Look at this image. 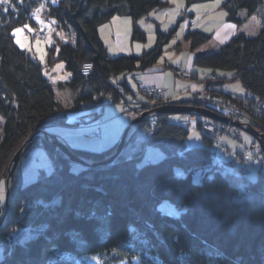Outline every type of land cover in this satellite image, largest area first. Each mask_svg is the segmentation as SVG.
I'll list each match as a JSON object with an SVG mask.
<instances>
[{"label": "trees", "instance_id": "1", "mask_svg": "<svg viewBox=\"0 0 264 264\" xmlns=\"http://www.w3.org/2000/svg\"><path fill=\"white\" fill-rule=\"evenodd\" d=\"M207 1L211 0L186 3ZM168 6L163 0H57L55 4L10 0L9 5H0V179L33 131L67 125L68 113L84 116L105 95L114 104L129 96L136 103L133 106L153 101L170 105L164 93L157 98L144 96L139 89V94L132 93L126 75L153 66L176 26L163 32L156 24L152 48L114 58L107 55L98 34L114 17H127L133 22L131 40L143 43L146 35L137 22ZM221 8L232 24L242 25L255 15L261 27L252 37L235 35L216 52L195 54L193 65L210 73L199 78L192 71L191 79L212 97L223 95L247 106L258 101L260 113L254 116L264 126V0H223ZM35 16L53 22V43L46 48L43 64L19 48L13 36L16 28L25 25L38 28ZM209 38L190 28L183 35L191 50ZM57 62L70 76L55 86L44 71ZM83 63L92 67L87 76L80 74ZM228 81L240 82L251 97L249 104L218 89ZM55 89H67L68 95L57 99ZM195 95L175 104L209 109L194 100ZM171 116L159 114L140 123L121 155L107 166L73 165L60 150L35 139L46 151L52 171L22 184L16 168L12 201L0 226V264H264V173L259 171L253 181L246 179L248 165L241 168L236 159L225 161L230 149L225 145V153L217 156L213 137L198 135L201 145L188 147L189 129L171 122ZM114 147L72 151L99 161ZM147 147L164 156L154 162L144 159ZM235 166V173L227 169ZM196 171L201 173L198 182L193 179ZM161 202L180 213L159 210ZM19 229L30 237L10 241L8 235Z\"/></svg>", "mask_w": 264, "mask_h": 264}, {"label": "rangeland", "instance_id": "2", "mask_svg": "<svg viewBox=\"0 0 264 264\" xmlns=\"http://www.w3.org/2000/svg\"><path fill=\"white\" fill-rule=\"evenodd\" d=\"M56 1L57 0H50L52 4H55ZM163 1L168 2L169 6L157 12H152L148 16L140 19L137 22V25L140 27V29L145 32L146 35L145 42L140 43V42H133L131 40L133 22L130 18L127 17H117L115 18V20H113L114 22L111 25L109 23L102 25L99 28L100 36L102 40L105 42L107 48L106 52L109 57L114 58L120 55L122 56L140 55L143 53V51L149 50L155 44V40H156L155 23H158L160 30L163 32H166L172 27L176 26L174 37L169 41L168 44L164 46L161 57L153 65V68H151V70L164 73L163 83H162L163 88L166 91L169 90L171 95L178 96L181 100L184 101H190L192 100V96H193L192 92L193 90H195L197 83L192 82L187 78H182L179 74H177L173 70V68H170L169 66L173 67L177 65L184 67L186 70L189 69L193 70V72H195L199 78L208 76L210 70L205 68H199L194 65L191 67L190 65L191 56L200 52L211 53L218 51L220 46L224 44L222 40L223 38H225L226 34L225 33L222 34V32L224 31V29H226L225 24L226 23L232 24V23L226 21V15H224L225 11L220 7L223 0H219V5L216 7H214L213 5L217 3V0L190 3V4H187L186 0H163ZM190 15L192 16L191 17L192 20L191 22H188V25L191 27V29L198 30L210 36L209 40L206 43L192 50L190 49L188 43L183 41V34L185 29L184 22L186 21L178 22L180 18L187 20V18H190ZM252 17L253 16L249 17L242 25L233 24L236 26L235 35L239 33H243L246 36L252 37L258 33L261 27V21L257 16H255L256 20H253ZM35 19L36 22L38 23V28L37 26L35 28H31V27L16 28L14 31H16L17 29H20V31L18 32L17 35L15 36L13 35V36H14V41L19 48H21L22 50H26L31 55V57L37 59L40 63L43 64L46 59V48L51 46L53 43V38H52L53 22L51 20L45 21L41 16H35ZM29 29L31 30L29 31ZM32 34H34L35 36L33 37ZM58 35L60 36V34ZM178 45H180L179 49L176 48ZM44 75L50 78L55 86L57 83L67 82L70 76L69 72L65 70L62 62H57L52 67L48 68V70H45ZM130 75H132V73H128L126 77ZM217 75L219 74L217 73ZM129 82L134 83L133 77L129 78ZM188 85L190 87H188ZM147 86H152V85H147ZM132 88L135 93L138 91L135 85H133ZM219 88H221L222 90H226L231 96L234 97V99L237 98V100H243L245 102L251 99L249 93H247L244 90V88L238 81L224 82V84L219 86ZM63 91L64 92H60V90L55 89V94L57 99H59L60 95L61 96L68 95L67 89H64ZM137 94H139V92H137ZM220 96H222L228 102L230 108L234 111L238 110L237 108H239V106L242 105V102L229 100L223 95ZM193 98H195V96ZM166 104L167 103L165 102L163 103V105ZM169 104H175V103H169ZM110 105H112V103ZM115 107L117 108L113 110L119 111L120 113L114 119L107 120L105 118H101V116L99 117V121H98L99 125L97 130L99 134L96 137H98L97 139L99 140L102 139L103 142L110 140L113 137V135L116 133V131L118 130L119 126L121 125L124 119L130 120L129 123L133 120L131 114L132 112L129 111L126 112L119 106H115ZM87 115L88 114H85L84 116ZM185 116H191V114L172 115L170 117V121L173 123H177L179 121V117H185ZM80 118L81 117H79V119ZM215 122L223 125L231 126V124L228 123L224 124L217 121ZM129 123H126L125 127H123L116 142L119 141L123 131L125 130V128ZM1 124H2V119L0 118V134H1ZM85 125L87 124H82L81 122L77 124V126H85ZM233 128H237V127H233ZM239 134L241 137V140L239 141L231 138H226V139L224 138L223 141L222 139H220V141H222L224 145H227L225 144L224 141H228V143L231 144V146H228L233 154L232 156H230L232 157L231 161H234L238 157L237 152L243 153L245 148L250 147V145L254 141V138L244 131H241ZM198 135L201 134H199L198 131L195 129V125H192L189 128V136L187 137L186 140L188 147L201 145L202 142L200 136ZM82 138L87 139L86 136ZM256 145L257 146L255 150L249 151L252 161L250 162V165L247 167L246 174H244V177L250 181H253L257 178L259 171L264 173V154L261 148L259 147V144ZM43 150L37 149V141H36L34 145L28 149V151L21 159L18 165L17 172L21 177L22 184H27L35 180V178H37L35 177V175L38 172H41L42 177L47 175V171L49 170L47 169L48 168L47 165L48 163L51 162L49 157L45 155L44 153L45 150L44 151ZM17 151L14 153L13 157L15 156ZM235 155H237L236 158ZM163 156L164 154L162 155L159 149L153 147H147L144 152V159L148 158L153 162L159 160ZM255 160H258V164L253 163ZM200 175L201 173L199 171H196L195 174L193 175L194 181L198 182L200 179ZM4 178L0 179V189H2V191H0V195H2V199H0V208H3L5 206V201H6V187H5ZM240 189L243 190V186H241ZM10 192H11V182H10ZM10 196L12 200V193L10 194ZM158 209L174 216L180 213L179 209H177L168 202H161L158 206ZM3 211L4 209H2L0 217L2 216ZM29 237L30 234L27 233V231L20 229L14 230L8 235L9 240L13 242L24 241ZM2 249H3V244L0 243V256Z\"/></svg>", "mask_w": 264, "mask_h": 264}, {"label": "built area", "instance_id": "3", "mask_svg": "<svg viewBox=\"0 0 264 264\" xmlns=\"http://www.w3.org/2000/svg\"><path fill=\"white\" fill-rule=\"evenodd\" d=\"M35 35H33L34 37ZM91 64L89 63H83L80 74L83 76H87L91 72ZM140 92L147 97L150 98H157L159 96H162L163 91L160 87L156 86H147L139 82L138 86ZM251 98V97H250ZM194 100L197 102H201L205 105V107H208L210 110L218 111L220 113L226 114L231 121L237 122V123H249L254 128L257 129L259 132H263L264 126L261 125V121L259 119H255V114L259 115V109H258V101H255L254 104L247 106L245 104L239 106L237 108L238 110H232L228 104V102L220 95H216L215 97L207 95L206 92H204L202 89L199 90ZM112 102V100L109 98V95H105L102 100L100 101L99 105L91 108L90 114L87 116L81 117L77 120L78 123L86 124L90 122V116L93 114L101 113L107 106H109ZM248 103V102H246ZM121 107L124 109L130 110L131 106L127 104L125 101L120 100L118 103ZM158 103L156 101H153L147 105V107H157ZM249 104V103H248ZM185 118V119H182ZM260 121V122H259ZM178 125L186 128H190L192 125L198 126L199 128H195L199 134L203 136L213 137L214 139V145L216 146L215 152L216 155L219 156L223 153H225L224 150V144L222 143L223 139L225 138H231L238 141L240 130L237 128H233L230 125H223L220 123H216L215 121L205 118V117H198V116H185L181 117L179 119ZM222 139V141H220ZM256 145L252 143L245 151L243 155L237 158V165H240L241 168H244L246 165H248L252 159L249 154V151L255 150ZM220 160V159H219ZM253 163L258 164V160H255ZM236 166L234 168H231L232 172L235 173Z\"/></svg>", "mask_w": 264, "mask_h": 264}, {"label": "water", "instance_id": "4", "mask_svg": "<svg viewBox=\"0 0 264 264\" xmlns=\"http://www.w3.org/2000/svg\"><path fill=\"white\" fill-rule=\"evenodd\" d=\"M159 114H167V115H199L204 116L210 119H213L217 122H221L224 124L228 123V119L221 117L217 115L216 113L192 106V105H182V104H170L165 105L161 107H157L155 109H151L149 111L143 112L138 117L133 119L125 128L123 131L119 141L114 147V150L110 155H108L106 158L99 160V161H92L90 159L82 158L80 156H77L73 153L72 149H70L64 142H62L57 136L48 133L45 130H35L31 133V135L22 143L20 148L18 149L15 156L12 158L5 174V187H6V201L4 206V211L2 213V216L0 217V226L5 221L7 212L9 209V205L11 203V192H10V182L13 177V174L18 167L21 159L27 152V150L30 148L31 144L36 138H41L44 141H46L48 144L54 146L58 150L61 151V153L64 155V157L69 160L73 165H80L84 167H101V166H107L112 164L123 152L128 140L130 139L131 135L135 132V129L137 126L142 123L147 117L149 116H155ZM231 126L237 127L241 129L242 131L246 132L247 134L251 135L254 140L259 144L263 154H264V134L254 130L249 125H243L241 123L237 122H231Z\"/></svg>", "mask_w": 264, "mask_h": 264}, {"label": "crops", "instance_id": "5", "mask_svg": "<svg viewBox=\"0 0 264 264\" xmlns=\"http://www.w3.org/2000/svg\"><path fill=\"white\" fill-rule=\"evenodd\" d=\"M115 18H117V17H114L109 22L110 25L114 22L113 20H115ZM225 25H228V23H226ZM228 31H229V33H228ZM235 32H236L235 28H226V29H224L222 34L225 33L226 36L222 40L223 43L225 44L232 37H234L235 36ZM98 34H99L100 39L102 40V38L100 36L99 29H98ZM102 42H103V44H104V46L106 48L105 42L103 40H102ZM106 50H107V48H106ZM190 65H191V67L193 66V55L191 56ZM151 68H153V66H151L150 68H148L145 71H139L137 73L135 72V73H132V75L126 77V83L129 86V88L132 91V93L137 94L138 91L136 93L134 92L132 86L135 85L136 88H137V86H136V84L129 82V78L130 77H133V81H135V82L136 81H141L145 85H155V86L161 87L163 89V92H164V97H165L166 101L169 102V103H179V102L184 101V100H181L178 96L171 95L169 90L166 91L163 88V84H162L163 83L164 73L163 72L153 71V70H151ZM188 71L192 72L193 70L189 69ZM190 81L197 83V86H196L195 90H193V92H192V93H195L196 91H198L200 89V85L201 84L199 82H197L196 80H191L190 79ZM190 84H192V83H190ZM189 85H188V87H190ZM218 89L220 91H222L223 94L224 93L229 94L226 90H222L221 88H218ZM115 106H118V105H109L102 112L101 118H105L107 120H110V119H114L117 115H119V113H120L119 111L113 110V109L117 108ZM79 116H81L80 112L68 113L66 115V123H67V125H52V126L47 127L45 129V131H47L50 134H53V135L57 136L62 142H64L72 150H86V151H92V152H100V151H104L106 149H109V148H111V147H113V146H115L117 144L116 141H117V138L119 137V135L121 133V130L123 129V127H125L126 123H129V121H130V120H125L124 119L122 121L121 125L119 126L118 130L116 131V133L113 135V137L110 140H107V141L103 142L102 139L99 140V139H97L98 137L93 136V133H98L99 134V132L97 131L98 130V126L96 127L95 124L89 123V124H87L85 126H77L76 125V120H77V118ZM132 118H133V116H132ZM84 136H86L87 139L82 138ZM93 137H95V138H93ZM83 140H85V141H83ZM227 146H231V144L228 143V141H227ZM37 149H39V150L42 149L43 150V148L38 143H37ZM44 153H45L46 156H48L45 151H44ZM228 154L229 155H225V157H223V159L225 161L232 160V157H230V156H232L233 154H232L230 149H229V153ZM47 167H48L47 169H49L47 171V175H48L52 171V164L48 163ZM37 174H38V176H37ZM37 174L35 175V177H37V178L41 177V172H38ZM37 178H35V179H37Z\"/></svg>", "mask_w": 264, "mask_h": 264}, {"label": "bare ground", "instance_id": "6", "mask_svg": "<svg viewBox=\"0 0 264 264\" xmlns=\"http://www.w3.org/2000/svg\"><path fill=\"white\" fill-rule=\"evenodd\" d=\"M221 7V6H220ZM191 16V15H190ZM192 17V16H191ZM112 20V19H111ZM191 20H192V18H187V20H185V19H183L182 20V22L183 21H186V22H184V25H185V29H184V33L186 32V30H187V28H190L191 29V27L188 25V22H191ZM227 21V20H226ZM228 22V21H227ZM155 24H157L158 25V23H155ZM160 28V27H159ZM184 35V34H183ZM193 57H194V55H193ZM173 68V70L177 73V74H179L182 78H187V79H191V71H189V72H187L188 70H186L184 67H182V66H177V65H175V66H173L172 67ZM187 75V76H186ZM191 80H193V79H191ZM139 82H141V81H134V84H136V86H137V89H139L138 88V86H139ZM142 83V82H141ZM143 84V83H142ZM152 86H155V85H152ZM156 87H158V86H156ZM189 90V89H188ZM138 92H139V90H138ZM193 95H194V93H193ZM126 99V103L127 104H129L130 106L131 105H135L136 103H135V101L134 100H131V101H129V99H131L129 96L128 97H126L125 98ZM165 106V105H164ZM157 107H161V106H157ZM157 107H147V105L146 104H144V103H141L140 105H138V106H131L130 108V112H132V116H133V118L132 119H135L136 117H138L140 114H142L143 112H146V111H149V110H151V109H155V108H157ZM124 111H126L127 112V109H124L123 107H121ZM214 113H216L217 115H219V116H221V117H224V118H226V119H228V124H231V122H233V121H231V119L226 115V114H224V113H220V112H218V111H215ZM88 114H90V112H88ZM95 117V114H93L92 116H90V122L89 123H93V124H95V126L97 127L98 125H99V118H94ZM151 117H153V116H149V117H147L146 119H149V118H151ZM260 117H263V115L261 114L260 115ZM145 119V120H146ZM144 120V121H145ZM87 124V123H86ZM241 124H243V125H249V126H251L254 130H257L256 128H254L252 125H250L249 123H241ZM37 139H39V138H36V140ZM238 140H241V137H240V134H239V138H238ZM225 142V144H227V141H224ZM34 145V141H33V143L31 144V146H33ZM30 146V147H31ZM245 151L246 150H244V152L243 153H245ZM241 155H243V154H241ZM241 155H239L238 157H240ZM64 156V155H63ZM237 157V158H238ZM237 158H236V160H237ZM227 169H229V170H232L230 167H228ZM10 206V205H9ZM2 209H4V207L2 208Z\"/></svg>", "mask_w": 264, "mask_h": 264}, {"label": "snow or ice", "instance_id": "7", "mask_svg": "<svg viewBox=\"0 0 264 264\" xmlns=\"http://www.w3.org/2000/svg\"><path fill=\"white\" fill-rule=\"evenodd\" d=\"M9 3H10V0H0V5H9ZM218 5H219V0H217V3H216L215 5H213V6L216 7V6H218ZM41 7H43V5H41ZM202 7H203V6H202ZM5 11H7V8H5ZM36 11H37V13H38V12L40 11V9H37ZM224 15H226V13H225ZM252 19H253V20H256V17L253 16ZM24 27H27V25H25ZM225 27H226V28H235L236 26L233 25V24H228V25H225ZM30 30H31V29H29V31H30ZM19 31H20V29H17L16 31L13 32V35H14V36L17 35ZM0 191H2V189H0ZM0 199H2V195H0Z\"/></svg>", "mask_w": 264, "mask_h": 264}]
</instances>
